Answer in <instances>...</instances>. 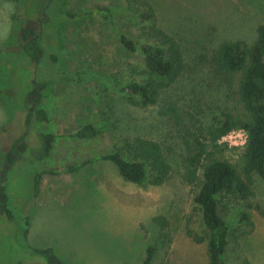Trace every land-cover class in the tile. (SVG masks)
Wrapping results in <instances>:
<instances>
[{"label":"rangeland","instance_id":"rangeland-1","mask_svg":"<svg viewBox=\"0 0 264 264\" xmlns=\"http://www.w3.org/2000/svg\"><path fill=\"white\" fill-rule=\"evenodd\" d=\"M149 2L159 25L180 40L185 68L157 104L140 107L120 91L141 77L140 53L125 50L117 39L116 28L137 37V18L125 0H0V165L12 139L25 131L24 96L34 82L45 84L40 105L49 116L37 129L57 135L44 167L62 169L113 151L134 136L159 141L172 167L161 185L151 184L148 177L137 184L124 180L110 161L99 160L74 173L45 174L34 197L32 169L43 165L23 154L8 177L15 218L0 216V264H45L26 250L25 216L28 244L52 247L68 264H141L150 244L156 246L150 264H207L205 244L188 234L202 226L194 190L181 178L178 132L161 110L168 102L186 111L196 105L198 112L204 111V123L221 109L240 110L235 82L223 83L211 58L224 41H253L256 26L264 23V0ZM97 6L114 9V24L91 13ZM33 17L39 21L44 50L39 64L26 58L20 38ZM88 122L99 130L95 137L69 135ZM25 133L32 143L33 135ZM222 145L226 149L217 154L239 168L241 149ZM251 189L249 201L258 208H246L243 201L223 208L229 226L225 264H264V181L258 175H253ZM158 215L169 218V242L160 240L153 220Z\"/></svg>","mask_w":264,"mask_h":264},{"label":"trees","instance_id":"trees-1","mask_svg":"<svg viewBox=\"0 0 264 264\" xmlns=\"http://www.w3.org/2000/svg\"><path fill=\"white\" fill-rule=\"evenodd\" d=\"M127 9L137 18V37L128 30L116 28L117 39L127 51L140 53L141 69L139 80H131L120 91L128 102L148 107L155 105L181 76L185 68L184 49L180 40L161 27L157 21L155 10L149 0H125ZM102 19L114 24V9L109 6H97L91 10ZM66 16H74L76 12H65ZM39 21L36 17L25 25L20 34L22 50L32 64H39L44 57V50L39 42ZM53 60L55 56H52ZM216 76L223 83L231 86L235 82L234 93L240 110L221 109L212 115L208 123L200 117L196 105L189 110H181L174 102L162 107L161 113L173 124L178 132L183 150L181 159V178L194 190L193 201L201 219L200 232L189 230V235L196 243H204L207 264H225V253L228 246L229 226L223 217V208L231 201H243L247 207H256L249 201L253 194V175L264 181V23L255 29V38L251 43L244 40L222 42L211 58ZM44 83L35 84L24 96L28 108L24 117L25 131L33 135L29 142L25 131L12 139L4 152L0 165V216L9 220L15 218L9 205L7 182L10 170L16 162L28 154L32 161H44L50 156L57 135L53 132H40L37 126L47 123L49 116L40 105L44 96ZM243 128L247 132V141L240 147V167L223 156L219 151L226 149L219 139L232 129ZM98 128L91 122L81 125L70 136L78 139L93 138ZM162 144L154 139L141 136L126 137L121 145H115L113 151L87 157L81 161L69 163L62 169L41 166L33 168V196L38 197L42 178L45 174L74 173L84 165L99 160H107L114 164L120 176L132 183H141L147 177L153 185H161L170 176L172 167ZM247 219V212L241 213ZM23 239L26 250L39 256L45 264H68L52 247H32L27 242L29 229L28 217L25 216ZM159 227L160 240L165 243L171 240L169 218L158 215L153 218ZM156 246L150 244L146 248L141 264H150Z\"/></svg>","mask_w":264,"mask_h":264},{"label":"built area","instance_id":"built-area-1","mask_svg":"<svg viewBox=\"0 0 264 264\" xmlns=\"http://www.w3.org/2000/svg\"><path fill=\"white\" fill-rule=\"evenodd\" d=\"M247 141V132L243 128L232 129L224 134L219 143H224L233 147H243Z\"/></svg>","mask_w":264,"mask_h":264}]
</instances>
